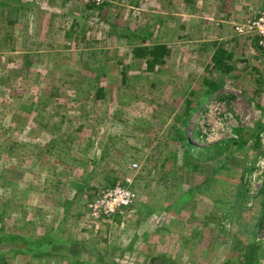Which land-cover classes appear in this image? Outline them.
Returning a JSON list of instances; mask_svg holds the SVG:
<instances>
[{"label": "rangeland", "instance_id": "obj_1", "mask_svg": "<svg viewBox=\"0 0 264 264\" xmlns=\"http://www.w3.org/2000/svg\"><path fill=\"white\" fill-rule=\"evenodd\" d=\"M263 11L264 0H0V230L48 240L47 228L59 223L64 239L53 243L67 258L39 263L8 251L6 264L77 257L96 264L101 250L113 253L99 257L101 264H223L236 255L230 232L245 239L237 225L258 222L262 240L257 198L240 224L229 217L243 190L252 196L259 188L264 166L249 139L256 121L264 126V63L235 30ZM154 44L169 52L152 64L134 58L135 46ZM218 49L231 54L228 73L214 68ZM209 81L221 83L216 93L228 99L206 98L185 127L190 142L199 149L236 139V127L246 128L247 141L216 175L213 193L173 212L166 207L178 201L177 187L196 185L225 157H202L193 170L172 139L184 99L205 93ZM98 86L104 99L96 101ZM259 137L264 146V128ZM252 162L255 169L242 177ZM107 177L129 185L148 213L137 204L117 220L94 218L78 185L106 190ZM209 212L216 217L204 219ZM134 240L132 251L113 252Z\"/></svg>", "mask_w": 264, "mask_h": 264}, {"label": "trees", "instance_id": "obj_2", "mask_svg": "<svg viewBox=\"0 0 264 264\" xmlns=\"http://www.w3.org/2000/svg\"><path fill=\"white\" fill-rule=\"evenodd\" d=\"M3 7L5 8V6ZM3 12H5V10L2 9L1 13ZM241 37L243 39H247L249 42H252L253 45L255 44V48H257L260 51V54L262 56V61L264 63V50H262L258 45L259 37L257 35H254V36L252 35V37H248V36H241ZM131 52L133 53L134 58H139V59L146 58V61L149 64H152L154 62V59H156V57L160 54V52H162V54L165 55L169 52V50L166 48V46L162 44L161 45L154 44L151 46H140V47L135 46ZM230 58H231V54L227 53L223 49H218L213 55L214 68L216 67L217 69H220L224 71L225 73L230 72L234 68V65H229L227 63ZM123 80L124 81L126 80L125 76H123ZM209 83H210V87L205 91V93L196 95L195 100H190L188 98L184 99V104L182 106V109L176 115L174 119L177 124L173 125L172 139L175 140V142L179 143L180 147L183 150V153L185 155L184 160H183L184 166L188 168L190 167L193 170L198 169L199 167L198 162L199 160H201L200 158L202 157L204 158V160H210V161L216 160L219 157L222 158L224 155L225 157L221 160V162L215 164L212 168L211 173L203 177V179L196 185L185 188L184 190L180 186L177 187V189L180 191V194L177 197L178 201H176L175 204L173 203L169 204L166 207L167 210L173 209L175 211V209H178V210L181 209V207H179L181 204H184L185 202L187 203V201H190V199L196 197L197 194L199 196H202L201 194H204V193H207V194L209 192L213 193L214 191L213 186H215V183H218L219 181L216 175L220 172L221 169H223L224 167H227V163L229 162L231 163L232 159H236L237 156L241 154L240 148H242L246 144V141H247L243 139V136H244L243 132L245 131L246 128L236 127L233 129L234 133L237 136L236 139L229 138L226 141L225 139L220 140V141L208 144L206 146H203L199 149L196 148V146L190 142V139L186 135V130H185V127H187L189 118L197 109H199L200 105H202V103L206 101V98L211 96L213 93L220 91L221 88L223 87L221 83L217 84L212 81H209ZM103 94H104V88L102 86H98L94 92L96 101L103 100L104 99ZM213 98H215L214 100H218V101L223 100V99L224 100L228 99V97L219 95L218 93H216L213 96ZM263 128L264 126L261 120L256 121V123H254V126L251 128L252 132L249 135V139L254 141L251 148L256 153H258L259 157L264 159V146L261 144V140L259 137V133ZM191 134L196 139H200L203 136L199 130H191ZM39 150L40 152L38 153V155H40L42 152L44 153L43 150L41 149ZM253 163L254 162H252L250 166L247 165V167L242 166L243 167L242 177L244 176L246 171H253L255 169V167L252 166ZM231 165H234V164L232 163ZM259 176H260L259 178L261 179L259 188L256 191H254V194L252 196L246 194L245 190L242 191V195L240 197L238 196V198L235 201L234 207H237V208L234 212L233 211L231 212L229 221L231 220V218L233 220V218L235 217L234 219L236 220L237 224H240V220L242 218L241 212L244 209H246L247 204L248 205L249 203L251 204V202L255 200L256 198L259 200L258 202L259 212L261 213V216H262V214L264 213V166H263L262 173ZM59 183H64V182L62 180H59L58 184ZM121 184H122V181L120 182L118 178L107 177L105 186H107V189H112L115 186H121ZM122 185L126 186V184H122ZM239 187L241 189L242 186H239ZM78 191H79V194H82L79 198H83V199L85 198L84 202H86L87 204V202L90 203L95 198H97L103 190L97 191V186H90L89 182L84 181L83 183L78 185ZM215 200L216 199H214V201ZM73 201L74 200L72 199L69 200L68 202H66V205L64 206L66 207L71 206ZM136 201L133 206L135 207L138 204L137 207L138 209H140V205H142L141 208H146V211L148 213L149 205H146L143 202L136 203ZM128 210H125V211L123 210L124 211L123 213L125 214ZM121 216L122 215L120 213H115L112 219L117 220ZM215 217H216L215 212H209L206 216H204V219L215 218ZM105 219H110V218H105ZM207 224L208 223L205 222V225ZM257 225H258V222H255L254 224H247V225L240 224L239 226L237 225V227L240 230L243 229L242 231H240L241 232L240 235L245 238L244 240L237 238L236 234H233L230 232L231 234L230 239H229V242L231 243L230 248L236 251V255L234 256L233 259H229L228 261L223 262V264H264V238L262 240L257 239V235H256ZM51 227H53L54 229L53 231L51 230V228H47V230L51 232L49 234L48 240L37 239V238L30 239L28 238L27 235L25 236L19 233L17 234L13 231L6 232L5 230H0V246H2L0 248L1 249L0 250V264H6L4 256L6 252L8 251L13 252V253L24 252L29 255L32 254L34 255V257L40 260L39 263L43 262L44 260L48 261L53 256H57L60 259L64 258L65 260L66 258L65 250L66 249L63 248L62 244L53 243L56 239L58 240L64 239L63 237L65 233L64 228L59 223L58 225H55V226L54 224H52ZM263 228H264V220H263ZM157 230L158 228L155 229L154 232H157ZM142 234L145 236V237L143 236V240H146L149 238L150 234H148L147 232L144 231ZM76 243H72L74 245V247H72L73 250L74 249L76 250V247H75ZM135 245L136 244L134 240V243H130V245H127V246L126 245L121 246L120 248L116 249V251H113V250L112 251L117 254L120 253V250L121 251H124V250L132 251L135 248ZM81 248L82 247L80 246L79 250ZM92 255L94 256V252L92 253ZM111 255H113V253L107 252V250H104L103 252L102 250L97 252L98 257L96 259L97 261H95L97 262L96 264H101L100 262H98V260H101L102 258L110 257ZM99 257H101V259H98ZM154 259H152L151 261L154 262L155 261ZM71 260L72 261L70 262V264H72V262L73 264H92V263H89L88 261H85L84 259H78V257L73 258ZM108 263H109V260L106 261L104 264H108ZM116 264H120V263H116Z\"/></svg>", "mask_w": 264, "mask_h": 264}, {"label": "built area", "instance_id": "obj_3", "mask_svg": "<svg viewBox=\"0 0 264 264\" xmlns=\"http://www.w3.org/2000/svg\"><path fill=\"white\" fill-rule=\"evenodd\" d=\"M235 30L238 36L257 35L259 37L258 45L264 50V11L256 18L236 25ZM136 199V192L129 185L115 186L112 189L103 190L97 198L88 204V209L94 218H111L115 213L123 214L125 210L131 208Z\"/></svg>", "mask_w": 264, "mask_h": 264}, {"label": "crops", "instance_id": "obj_4", "mask_svg": "<svg viewBox=\"0 0 264 264\" xmlns=\"http://www.w3.org/2000/svg\"><path fill=\"white\" fill-rule=\"evenodd\" d=\"M35 55V54H34Z\"/></svg>", "mask_w": 264, "mask_h": 264}]
</instances>
